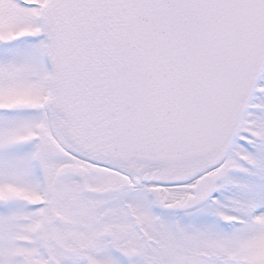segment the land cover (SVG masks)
Here are the masks:
<instances>
[{"label": "snow or ice", "instance_id": "6c2138e0", "mask_svg": "<svg viewBox=\"0 0 264 264\" xmlns=\"http://www.w3.org/2000/svg\"><path fill=\"white\" fill-rule=\"evenodd\" d=\"M0 264H264V0H0Z\"/></svg>", "mask_w": 264, "mask_h": 264}]
</instances>
